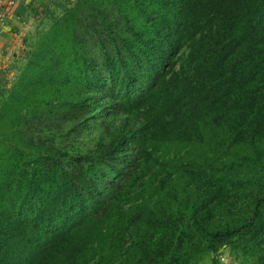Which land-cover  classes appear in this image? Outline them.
Returning a JSON list of instances; mask_svg holds the SVG:
<instances>
[{
  "label": "trees",
  "instance_id": "1",
  "mask_svg": "<svg viewBox=\"0 0 264 264\" xmlns=\"http://www.w3.org/2000/svg\"><path fill=\"white\" fill-rule=\"evenodd\" d=\"M111 2L95 0L79 13L67 10L52 24L54 32H60L63 55L54 58L56 51L43 42L40 52L34 51L23 68V76L36 61L48 82L57 84L55 96L68 95L61 98L64 108L76 109L87 104L89 87H98L109 75L115 80L112 99L122 113L140 118L139 128L107 146L103 167L93 169L89 162V167L69 172L60 158L62 149L34 145V126L28 131V115L48 110L53 99L45 100L38 109L27 100H16L10 90L9 98L0 105V144L4 145V136H10L11 142L17 134L22 144L17 149L18 160L12 158L9 147H0V264L89 261L91 246L108 238L110 211H122L126 186L114 201L105 203L100 198L113 188L116 176L126 175L127 179L129 166L139 168L146 159L147 145L153 141H165L174 132L201 121L214 126L211 118L229 122L237 135L247 133L248 128L260 140L259 134L264 133V0ZM110 5V13L114 9V17L120 21L108 19ZM215 18L223 28L219 36L209 38L205 31L213 27ZM100 21L103 29L96 27ZM80 24L88 25L93 36L85 31L78 34ZM90 42L103 54L101 67L89 49ZM185 48H191V68L184 72L182 66L181 72H175ZM41 55L44 60L38 63ZM59 60L65 65H59ZM135 89L145 91L133 97L129 91ZM31 107L36 111H30ZM122 141H126L123 158H115L120 150L116 145ZM132 177L133 173L128 180ZM256 198L251 218L233 229L211 234L213 252L218 244L260 230L264 197ZM213 263L217 264L215 257Z\"/></svg>",
  "mask_w": 264,
  "mask_h": 264
},
{
  "label": "rangeland",
  "instance_id": "2",
  "mask_svg": "<svg viewBox=\"0 0 264 264\" xmlns=\"http://www.w3.org/2000/svg\"><path fill=\"white\" fill-rule=\"evenodd\" d=\"M94 2L50 0L39 10L34 30L26 37L19 38L16 34L18 38L12 41L14 49L0 52V105L9 98L10 90L15 92L16 100H27L28 105L38 109L52 98L48 110L35 112L31 107L34 111H30L35 113L28 115V131L34 126L29 131L34 145L62 149L60 158L69 172L80 166L89 167V162L93 169L103 167L107 146L120 136L130 137L140 124V118L122 113L112 99L115 80L109 75L98 87L84 86L83 93L89 90L87 104L76 109L64 108L61 98L68 95L55 96L57 84L48 82L36 61H32L31 69L23 76V68L34 51L40 52L43 42H49L50 49L56 51L54 58L63 55L65 49H59L60 32H54L52 24L62 19L67 10L79 13ZM110 8L111 5L107 9L108 19L120 21L121 18L114 17L117 12L113 9L110 13ZM87 12L86 17L90 11ZM81 25L76 27L77 33L85 31L92 37L89 26ZM96 27L103 29L104 25L100 21ZM222 28L220 19L215 18L205 35L219 36ZM89 49L101 67L103 54L99 46L90 42ZM190 51L191 48H185L181 52L175 72H181L182 66L184 72L191 68ZM42 56L38 63L44 60ZM57 63L65 65L61 60ZM144 91L135 89L129 94L136 97ZM211 121L214 126L201 121L174 132L165 141L149 143L146 159L139 168L129 166L125 172L129 177L133 173V177L128 180L126 175L116 176L112 180L113 188L100 199L105 203L114 201L125 185L122 211H110L107 240L92 245L88 250L89 261L86 258L80 264H214V257L217 264H264L263 218L259 231L218 244L216 252L211 249V234L246 222L253 216L256 197H264V133L259 134L258 140L251 129L247 128L248 132L241 136L230 128L229 122L218 123L214 118ZM15 138L17 142L15 139L10 142V136H4L6 141L0 147H9L12 158L18 160L16 153L22 142L18 134ZM125 144L122 141L116 145L120 150L115 158H123ZM131 151L132 148L128 153Z\"/></svg>",
  "mask_w": 264,
  "mask_h": 264
},
{
  "label": "crops",
  "instance_id": "3",
  "mask_svg": "<svg viewBox=\"0 0 264 264\" xmlns=\"http://www.w3.org/2000/svg\"><path fill=\"white\" fill-rule=\"evenodd\" d=\"M50 0H29V6L17 5L14 9H7L6 18L3 24L0 22V48L1 53L10 52L14 49L12 41L19 35V38L26 37L28 32L36 27L38 12L43 5ZM34 9V10H33ZM32 30V31H33ZM20 31V32H19ZM19 32V33H18Z\"/></svg>",
  "mask_w": 264,
  "mask_h": 264
},
{
  "label": "built area",
  "instance_id": "4",
  "mask_svg": "<svg viewBox=\"0 0 264 264\" xmlns=\"http://www.w3.org/2000/svg\"><path fill=\"white\" fill-rule=\"evenodd\" d=\"M4 4V6H2ZM28 5L29 0H0V22L5 21L7 8H15L17 5Z\"/></svg>",
  "mask_w": 264,
  "mask_h": 264
}]
</instances>
